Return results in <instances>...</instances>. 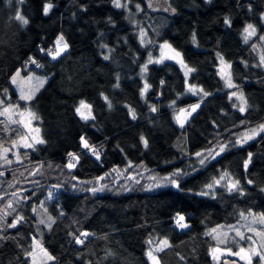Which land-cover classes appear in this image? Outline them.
Listing matches in <instances>:
<instances>
[{
    "label": "trees",
    "instance_id": "16d2710c",
    "mask_svg": "<svg viewBox=\"0 0 264 264\" xmlns=\"http://www.w3.org/2000/svg\"><path fill=\"white\" fill-rule=\"evenodd\" d=\"M129 1L141 5L137 20H129L113 0H0V98L7 89V103L35 113L45 141L18 150L19 160L11 153V163L0 159V264H29L33 237L56 257L49 264H150L147 241L161 239L171 244L157 253L161 264H211L206 229L232 223L240 212L264 214V131L237 142L242 130L264 120V70L257 42L245 43L243 35L247 24L261 34L264 0H169L173 17L149 12L140 0ZM47 3L53 7L45 15ZM17 12L27 25L15 19ZM139 26L149 43H140ZM60 35L69 48L50 60L40 49L53 46ZM162 41L193 68L188 82L203 92H190L172 61L148 64L145 80L139 76L146 55ZM217 55L230 65L231 82L246 101L244 112L219 74ZM29 56L39 58L38 70H24ZM17 70L48 76L30 101L20 100L11 83ZM145 83L150 87L141 95ZM81 100L92 105L95 119L77 114ZM196 101L200 107L181 127L175 112ZM0 121V145L6 148L22 132L17 124ZM81 137L102 147L100 159L82 147ZM222 145L225 151L215 159L193 164L195 153L219 151ZM69 153L79 157L73 168L66 167ZM113 169L138 174L137 180L125 190L117 187L123 177L118 185L89 190L90 181ZM177 170L182 171L177 177L182 190L146 188L148 175ZM224 171L240 181L241 191L218 186L207 196L198 195ZM176 213L186 217L188 228L175 225ZM19 216L24 220L9 227ZM48 216L55 221L51 228L39 223ZM82 232L90 235L76 244Z\"/></svg>",
    "mask_w": 264,
    "mask_h": 264
},
{
    "label": "snow or ice",
    "instance_id": "6c2138e0",
    "mask_svg": "<svg viewBox=\"0 0 264 264\" xmlns=\"http://www.w3.org/2000/svg\"><path fill=\"white\" fill-rule=\"evenodd\" d=\"M19 2L23 3L24 0H19ZM113 3L115 5V7H117V8L126 7L125 4L121 3V0H113ZM148 6L152 7V4L149 3ZM52 7H53V5L51 3L45 4L43 7L44 14L47 15L49 13V11L52 9ZM139 7L140 6L137 5L138 9H139ZM165 10H168V9H165ZM173 11H174V9H173ZM15 19L24 25H27L29 23L28 19L25 16H23L22 14H20L19 12H17ZM225 24L229 25V26L231 25V21L227 17L225 18ZM243 34H244V42L247 43L251 37L257 36V31H256L255 26L252 24H247L245 26V28L243 29ZM140 35L142 38L141 42L143 43V37H144L145 33L143 31H141ZM258 38L261 41H264V36H259ZM193 42H195V35H193ZM104 47H107V46L105 45ZM160 47H161V57L159 59L153 61L151 55H149L147 63L142 68V72L147 71L148 64H151L154 62L155 63H162L163 62V60L165 59L163 50L165 48L171 49V45L165 43V44L161 45ZM68 48H69V45L65 41L64 36L60 35L57 37V39L54 42V48L48 49L47 54L49 56H51V58L53 60H55L62 53L66 52L68 50ZM40 51L43 52L45 50L40 49ZM172 52L174 54L167 56L166 57L167 59L177 60V62L180 63L182 67L186 68L185 75H187L188 72L193 71V69L187 68V66L183 64V61L181 59H178L181 56V54L179 52H176L174 49L172 50ZM104 59H108V56H105ZM261 59L264 60V57H262ZM220 60H221V63H224L223 57H220ZM30 63L35 64L37 67H40V65L37 64V62L35 60H30ZM25 67H27V65ZM228 67H230V65H228ZM20 76H21V72H20V70H17L16 74L12 77V83L16 84L18 87H20V82H18L17 77H20ZM222 76H224L226 79L227 87H229V88L236 87V85H234L231 82L230 75L222 73ZM33 79L36 80L37 86L34 89H29L27 91L23 87H20V96H19L20 100H24V101L32 100L34 98L35 93L37 91H39V88L42 87L43 84L46 82L47 77L40 78V77H34L33 75H28L27 77H22L21 81L23 83H28V82H31ZM161 83H163V81H161ZM149 87H150V85L145 83L144 89H142V91H141V95H144V92L147 91V89ZM188 90L190 92H192L193 94H199L200 92H203V89H196L195 87H192V86H189ZM4 95H5V98H0V117H6L13 124L22 125L25 129H30L36 133H39V131H40L39 128H35V129L32 128V121L39 119V117H37L35 113L31 112L30 109L25 108V109L21 110L18 104L7 103L6 100H10V97H7V89L4 90ZM203 95L207 96L208 93L205 92V93H203ZM232 95L236 96V93H232ZM239 99L241 100V105H242L240 107L239 111L244 112L246 110V108L244 106L246 104V101L244 100L242 94L239 97ZM104 100L107 102L108 97L105 96ZM108 106L111 107L110 102H109ZM199 107H200L199 104H195L191 107L190 110L181 109L180 112H181V114L186 112L188 116H191V114L193 112H195ZM156 110L157 109L155 107H152V109H151V111H153V112H155ZM76 112H77V114L80 115L81 119H83V120L87 121L89 119H95V117L92 115V105L86 103L84 100H81L79 102V106L76 108ZM14 117H18V118H14ZM132 118L133 119L136 118L134 112L132 114ZM177 121H178V123H180L181 127L184 126V121L180 120L179 115L177 116ZM0 123H3V121H0ZM259 128L261 131H264V125H260ZM256 134H257L256 131L253 130L252 135H246L245 139H251ZM141 141L145 147L148 146V141L144 137H141ZM44 142L45 141L42 138H39L38 136L31 137V142H30L27 134H20L18 136L17 140L12 141V145H13V148H15V147H17V145H19L20 147H23V148H33L34 149L36 144H42ZM81 143H82V147L84 149H87L88 151H90L91 154L96 157V159H100L99 150L97 148H95L94 146L90 145L88 143L87 139H85L84 137H81ZM225 148H226V146L222 145V146H220L219 151L210 150L208 152L207 156H205V154L202 152H197V153H195V155L198 158H200L199 163L201 165H204L205 161L209 158V156L212 159H215L216 156L220 155L222 152L225 151ZM10 151H12V149L5 148L3 145H0V159H4L5 163H11V161L8 160L7 156H6V153H8ZM213 152H215L214 155H213ZM69 156H70V161L66 165V167L73 168L75 165L72 161L78 162L79 157L73 153H69ZM250 159H251V154H249V161H246L244 164L245 169H247L248 163L250 162ZM17 160H19V155H17ZM129 166H131L130 163H129ZM41 167H42V165H41ZM113 171H116V169H113ZM31 174L35 175L36 173H31ZM0 175H3V173H0ZM180 175H182V171L177 170L176 172L172 173L171 175L161 178L162 183L158 182L155 185H150L149 187L150 188L151 187H164L167 185H171L172 187L176 188L177 190H182L180 183L177 179V177H179ZM226 177H229V174L227 172H225L223 175H221L219 179H214L212 183L206 184L205 188L207 190H212L214 188V185H220L221 181L224 180ZM98 179L102 180V179H104V177H99ZM248 183L251 184L252 181L249 180ZM226 186L228 188V191H233V190L238 191V192L241 191L239 180L233 181V180L229 179L228 184ZM89 190L93 193H96L97 191H102L103 188H91ZM207 190L201 191L200 193H198V195H201V196L209 195L210 191H207ZM13 195L15 196L16 193H13ZM52 197H53V193L49 192L48 193V199H52ZM0 199H3V197L0 196ZM7 206L9 208L13 207V205L10 201H9ZM41 207H43V205H41ZM33 211L35 212L36 209L34 208ZM44 211L47 212V209H44ZM240 216H241V218H243L245 220H247L249 217H251V223L247 226V232L252 233L253 235H246L244 232L241 231L240 228H238L236 226H229V230L231 232L235 233V236L232 237L233 243L239 244L240 241H248L247 245L238 247V249L236 251H233L231 247L221 248L220 245H227L229 243V240H228L229 233L223 232V231L218 233L217 228H212L208 233H206L207 235L212 236L213 240H215L217 242L216 246L211 249L212 258L216 261H219L220 256L227 254L229 256L238 257L240 261L244 262V264H254V261H255V264H264V214L257 215L255 213L249 212L247 215H245V213L241 212ZM23 220H24V217L19 216L18 218L15 219V221L12 224H10L8 226L15 228L16 225L18 223L22 222ZM54 222L55 221L53 220V218L51 216H48L47 221L44 219H41L39 221L40 224H47L48 228H51V225ZM174 222H175V225L180 229H186L189 227V225L186 223V217L180 213H176V215L174 217ZM254 225H259L260 227L257 228V227H254ZM219 227L222 228L223 226H219ZM89 235H90V233H88V232H82L79 235L75 236L74 242L76 244H83L84 239H82L81 237L87 238ZM253 236L259 237L260 238L259 241L255 240L253 238ZM33 239H35V238H33ZM147 243L151 246L153 244V241L149 240V241H147ZM169 247H171V244L169 243V241L167 239L160 240L154 248L149 247V250L147 251L146 255H147L148 259L151 261V264H161L160 258L157 255V253L164 252ZM27 256L29 258H31V264H49V262L56 260V257L53 256L51 253H49L48 250L46 248H44L40 244L39 241H35L31 250L27 252ZM225 264H227V262H225ZM233 264H236V262L234 261Z\"/></svg>",
    "mask_w": 264,
    "mask_h": 264
},
{
    "label": "rangeland",
    "instance_id": "374dc122",
    "mask_svg": "<svg viewBox=\"0 0 264 264\" xmlns=\"http://www.w3.org/2000/svg\"><path fill=\"white\" fill-rule=\"evenodd\" d=\"M121 3L122 4H125L126 5V7H121V8H123L124 9V11H125V14H126V16H127V18L129 19V20H137V16H138V14H140V12H141V5H140V3H138V2H131V1H129V0H121ZM114 4V3H113ZM137 5H139L140 7H139V9L137 8ZM261 22H262V32H261V34H257V36H254V37H251L250 39H249V41L251 40V41H256L257 42V58H258V61H259V63H260V67L264 70V60H262L261 58L262 57H264V41H261L258 37L259 36H264V14H262L261 15ZM256 28V27H255ZM257 29V28H256ZM141 31H143L144 33H145V35H144V37H143V43L141 42V35H140V33H141ZM257 31V30H256ZM137 35H138V39H139V41H140V43L141 44H147V43H149V39H148V35H147V33H146V30H145V28H143V27H141V26H139L138 28H137ZM244 35V34H243ZM256 38V39H255ZM248 41V42H249ZM55 42V41H54ZM165 43H167V44H169L168 42H166V41H162V42H159L158 44H157V48H156V50H154L153 52H149L147 55H146V57H145V59H144V61H143V63L140 65V68H139V72H138V74H139V76L140 77H142L144 80H145V72H142V68H143V66L147 63V61H148V58H149V55H151V57H152V59H153V61H155V60H157V59H159L160 57H161V45H163V44H165ZM170 45V44H169ZM51 48H54V44H53V46H50ZM172 50H173V47L171 46V49H168V48H165L164 50H163V53H164V56H165V59L163 60V62L164 61H172V62H174L175 64H177V66L180 68V70H181V72L183 73V75H184V78H185V81H186V85H187V87L188 86H192V85H190L189 84V82H188V76H189V74L192 72H188V74L187 75H185V72H186V68H184V67H182L181 66V64L180 63H178L177 62V60H175V59H167L166 57L167 56H170V55H173L174 53L172 52ZM175 50V49H174ZM176 52H179V51H177V50H175ZM63 54V53H62ZM61 54V55H62ZM60 55V56H61ZM48 57L50 58V60H53L52 58H51V56H49L48 55ZM217 58H218V61H220V65H219V74H220V76L221 77H223V79L225 80V82H226V79H225V77L224 76H222V73H224V74H227V75H229V70H228V64L224 61V63H221V60H220V55H217L216 56ZM178 59H181L182 61H183V64L184 65H186L187 66V68H190V69H193V68H191L190 66H188L185 62H184V60L182 59V56H180ZM155 63V62H154ZM156 64H159V63H156ZM28 75H33L34 77H40V78H44V77H47L48 78V76H46V75H44V74H41V73H38V72H35V71H30V72H28V73H21V76L20 77H17V80H18V82H20V87H23L26 91L27 90H29V89H34L36 86H37V82H36V80L35 79H33L31 82H28V83H23L22 81H21V78L22 77H27ZM47 81V80H46ZM11 82H12V78H11ZM45 84V83H44ZM43 84V85H44ZM12 85H13V87H14V89L17 91V93H18V96H20V87H18L16 84H13L12 83ZM226 86H227V84H226ZM227 88H229V87H227ZM41 89V87L39 88V90ZM229 90H230V95L234 98V100H235V102H236V104H235V106L236 107H238V108H240L242 105H241V100L239 99V97L241 96V91L238 89V88H235V87H233V88H229ZM38 92V91H37ZM36 92V93H37ZM35 93V94H36ZM232 93H236V96H233L232 95ZM22 101H24V100H22ZM193 106V105H192ZM192 106H190V107H188V110H190L191 109V107ZM245 106V105H244ZM184 109H187V108H184ZM180 116V120L181 121H184L185 120V118L187 117V113L185 112V113H183V114H181V112H180V110H179V112L178 111H176L175 112V116L177 117V116ZM8 123H11L6 117H3ZM14 118H18V117H14ZM184 119V120H183ZM11 124H13V123H11ZM19 127H20V131L22 132V134H27L28 135V137H29V141L31 142V137H33V136H38L39 138H41L40 137V135H39V133H36V132H34V131H32V130H30V129H25L22 125H19V124H17ZM260 125H264V120L263 121H261L260 123H258V124H256V125H254V126H251V127H249V128H246V129H244V130H242L239 134H238V136H237V142L240 144V143H245V142H247V141H249V140H252V139H254V138H256L260 133H262L263 131H261L260 130V128H259V126ZM32 128L33 129H35V128H38L37 127V125H36V120H33L32 121ZM253 130H255L256 131V135H254L253 136V138H251V139H245L246 138V135H252V131ZM6 148H10V149H12V151H10V152H8V153H6V156H7V159L9 160V158H8V156L10 155V153L13 155V156H15V157H17V152H18V150H21V149H23V150H25V149H31V148H23V147H20L19 145H17V147H15V148H13V145L11 144V146H9V147H6ZM208 150L207 151H205V152H203L202 151V153H204L205 154V156H207L208 155ZM215 154V152H213V155ZM195 155V154H194ZM210 157V156H209ZM199 159L200 158H198L196 155L194 156V160H192L193 161V164H200L199 163ZM2 160V162L1 163H4L5 161H4V159H1ZM225 172H227L228 174H229V177H226L224 180H222L221 181V183H220V185H214V188H216V187H218V186H222V187H225V188H227V184H228V181H229V179H231V180H235V178L228 172V171H224V172H219L216 176H214L208 183H212L213 182V180L214 179H219L220 178V176L221 175H223ZM172 173H170V174H166V175H163V176H159V175H155V174H150V175H148L147 177H146V180H145V183H146V188H148V189H155V188H158V187H149L150 185H155L156 183H158V182H161L162 183V180H161V178H163V177H167V176H169V175H171ZM138 174H136V176H137ZM136 176L134 175V173H131V172H125V170H116V171H112V172H110V173H108L107 175H104V176H102V177H104V179H102V180H100V179H98V178H96V179H94L93 181H90V185H91V187L90 188H105L106 186H108V185H111V186H115V185H118V182L121 180V178L123 177V179H122V182L119 184V186H117V187H120L121 189H127L128 187H131V185L133 184V182L134 181H136L137 180V178H136ZM101 177V176H100ZM138 177V176H137ZM207 183V184H208ZM206 185V184H205ZM205 185L202 187V189H201V191H206L207 189L205 188ZM168 186V185H167ZM171 186V185H170ZM213 188V189H214ZM228 189V188H227ZM201 191H199V193L201 192ZM207 191H210V190H207ZM249 212H252V213H255V214H257V215H259L260 213H257V212H254V211H248V212H243V213H245V215H247ZM241 213V212H240ZM240 213L238 214V216H237V219L234 221V222H232V223H226V224H217V225H215V226H213V227H210V228H208V229H206V231H205V234L206 233H208L212 228H217V232L219 233V232H221V231H223V232H228L229 233V235H228V240H229V243L227 244V245H220V247L221 248H226V247H231L232 248V250L233 251H236L237 249H238V247H240V246H246L247 245V243H248V241H240V243L239 244H235V243H233L232 242V237L233 236H235V233L234 232H231L230 230H229V226H236V227H238V228H240L241 229V231L242 232H244L246 235H253L252 233H248L247 232V226L251 223V217H249L247 220H245V219H243V218H241V216H240ZM42 217V216H41ZM219 226H223L222 228L221 227H219ZM254 227H257V228H259L260 226L259 225H254ZM207 235V234H206ZM208 236H210V235H208ZM211 237V239H212V246H211V248H210V257H211V264H225V262H227V263H229V262H236V264H244V262L243 261H240L239 260V258L238 257H234V256H229V255H227V254H225V255H222V256H220V259H219V261H216V260H214L213 258H212V255H211V249L213 248V247H215L216 246V244H217V242L215 241V240H213V238H212V236H210ZM33 238H35V239H33ZM32 238V243H31V248H32V246H33V244L35 243V241H39L40 242V240L38 239V238H36V237H33ZM253 238L255 239V240H257V241H259V237H257V236H253ZM238 239V238H237ZM162 240V239H161ZM160 240H158V241H154L153 240V244L150 246L149 244H147V248H146V253H147V251L149 250V247H155L156 245H157V243L159 242ZM41 244V243H40ZM31 248H30V250H31ZM27 258H28V261H29V264H31V258H29L28 256H27ZM148 258V257H147ZM149 260V259H148ZM149 262H150V264H151V261L149 260ZM254 264H255V261H254Z\"/></svg>",
    "mask_w": 264,
    "mask_h": 264
},
{
    "label": "water",
    "instance_id": "95a60500",
    "mask_svg": "<svg viewBox=\"0 0 264 264\" xmlns=\"http://www.w3.org/2000/svg\"><path fill=\"white\" fill-rule=\"evenodd\" d=\"M140 1L145 5V8L151 13L160 14L168 17H173L175 15V10L173 11L174 8L170 4L169 0H140ZM149 3L152 4V7L148 6ZM227 264H233V262Z\"/></svg>",
    "mask_w": 264,
    "mask_h": 264
},
{
    "label": "built area",
    "instance_id": "2783aa9c",
    "mask_svg": "<svg viewBox=\"0 0 264 264\" xmlns=\"http://www.w3.org/2000/svg\"><path fill=\"white\" fill-rule=\"evenodd\" d=\"M48 49H52L51 47H48L47 49H44L45 51H43V53H47V50ZM30 60H35L36 62H37V64H39L40 65V67H41V62H40V60H39V58L38 57H35V56H29L28 57V59L26 60V62H25V66L27 65V67H25L24 66V70H27V69H32V70H38V68H40V67H37L35 64H32V63H30ZM194 103V105L195 104H197L198 103V101H196V102H193ZM184 108H187L188 109V107H184ZM95 148H97L98 150H99V152L102 150V147L101 146H94ZM89 153H91L90 151H89ZM74 154V153H73ZM69 161H70V156H69V154L67 155V163H69ZM73 163H74V161H72Z\"/></svg>",
    "mask_w": 264,
    "mask_h": 264
},
{
    "label": "crops",
    "instance_id": "0c3cea01",
    "mask_svg": "<svg viewBox=\"0 0 264 264\" xmlns=\"http://www.w3.org/2000/svg\"><path fill=\"white\" fill-rule=\"evenodd\" d=\"M56 39H57V38H56ZM15 74H16V73H15ZM15 74H14V75H15ZM11 83H12V82H11ZM16 92H17V91H16ZM17 94H18V93H17Z\"/></svg>",
    "mask_w": 264,
    "mask_h": 264
},
{
    "label": "bare ground",
    "instance_id": "6f19581e",
    "mask_svg": "<svg viewBox=\"0 0 264 264\" xmlns=\"http://www.w3.org/2000/svg\"><path fill=\"white\" fill-rule=\"evenodd\" d=\"M194 105V104H193Z\"/></svg>",
    "mask_w": 264,
    "mask_h": 264
}]
</instances>
